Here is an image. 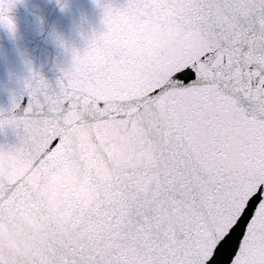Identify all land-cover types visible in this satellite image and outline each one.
Returning <instances> with one entry per match:
<instances>
[{"label":"snow or ice","instance_id":"6c2138e0","mask_svg":"<svg viewBox=\"0 0 264 264\" xmlns=\"http://www.w3.org/2000/svg\"><path fill=\"white\" fill-rule=\"evenodd\" d=\"M23 2L0 0L13 34ZM94 3L84 52L55 84L29 69L0 112V239L26 211L44 226L0 264H264V0ZM64 172L94 198L53 185ZM57 187L64 227L42 207Z\"/></svg>","mask_w":264,"mask_h":264},{"label":"water","instance_id":"95a60500","mask_svg":"<svg viewBox=\"0 0 264 264\" xmlns=\"http://www.w3.org/2000/svg\"><path fill=\"white\" fill-rule=\"evenodd\" d=\"M5 15L16 26L14 34L0 26V112L8 113L9 97L22 91L31 79L29 69L53 84L61 78V69L74 63L72 50L83 53L92 32L102 29V10L94 0H59V3L57 0H24ZM110 43L106 42V46ZM181 45L192 48L194 42L185 39ZM92 63L96 69L101 68L103 57L97 55ZM146 63L151 64L150 61ZM89 167L95 169L98 166L95 161H89ZM109 176L104 172L101 180ZM52 184L70 188L73 200H91L95 195L78 184L70 172L57 174ZM67 199L59 187L45 194L44 213L59 227L71 225L76 219L74 208L68 205ZM25 230L37 239L44 236V226L36 214L26 211L21 222L4 224L0 244L5 248L30 251L31 242L25 236Z\"/></svg>","mask_w":264,"mask_h":264}]
</instances>
